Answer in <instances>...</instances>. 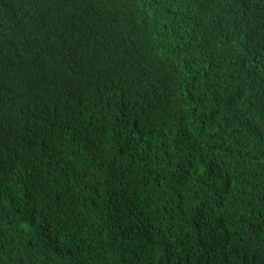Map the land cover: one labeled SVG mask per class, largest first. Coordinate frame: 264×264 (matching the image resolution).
I'll return each instance as SVG.
<instances>
[{"label":"trees","instance_id":"obj_1","mask_svg":"<svg viewBox=\"0 0 264 264\" xmlns=\"http://www.w3.org/2000/svg\"><path fill=\"white\" fill-rule=\"evenodd\" d=\"M0 264H264V0H0Z\"/></svg>","mask_w":264,"mask_h":264}]
</instances>
